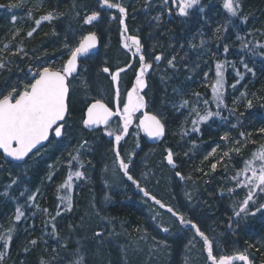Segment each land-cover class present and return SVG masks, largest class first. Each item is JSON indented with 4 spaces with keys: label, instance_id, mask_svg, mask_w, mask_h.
<instances>
[{
    "label": "snow or ice",
    "instance_id": "snow-or-ice-1",
    "mask_svg": "<svg viewBox=\"0 0 264 264\" xmlns=\"http://www.w3.org/2000/svg\"><path fill=\"white\" fill-rule=\"evenodd\" d=\"M162 3L164 7H167L168 15H173V8L176 9L175 15L185 18L191 15L193 9H198L200 13H204L205 11L201 0H162ZM169 4H171V7H168ZM19 6V4H9L7 6L0 5V8L7 7L11 10ZM150 6L151 0H145V7ZM222 8L226 11L228 17H237L242 23H247L249 17L243 13V0H222ZM112 10L115 11L113 12ZM128 14V7L125 6L123 0H96L95 6L86 12L83 17H80L79 12L76 13L82 25L92 26L97 29L101 24H104L106 30H108L113 22H118L121 48L131 53L132 61L123 67H116L113 70L107 65V61L105 60V66L100 68V72L110 78L113 92L110 102L111 106L103 97H86L81 116L76 122L84 130L95 132L102 129L103 135L113 138L112 151L114 153V163L118 165L119 170L123 172V175L127 177L128 181H131L143 193L144 197H148L154 201L160 208H166L167 212L171 213L182 227H190L194 230L195 236L193 239L198 236L202 240L203 249L207 254L206 259L209 264H234V261H241L243 264H253L247 249L243 252H237L234 255H215L214 241L196 223L190 219H185L183 214L176 212L171 206L166 205L160 199H157L156 196L151 195L146 188L140 186V182L130 173V166L133 163L132 158L135 156V152L129 153L127 159H125L120 151L121 141L129 135L130 128L133 126L134 121L137 120L138 123L135 124V127L138 131H142L146 136L153 139L163 138L166 135V117L158 110H149V101L146 99L147 93L145 92L149 88L148 76L154 70V66H158L159 62L163 60L164 55L163 53L151 55L145 52L141 37L138 34H130L126 22ZM63 15V13L57 12L56 9H52L39 18H34L33 13L29 11L28 19L33 20L34 27L27 31L26 36L28 38L33 37L43 22L52 23L60 19ZM163 15L164 12H160L153 19L158 24L162 23L161 18ZM11 23L13 25L17 23V17L15 15L11 16ZM231 23V19H228L226 25H220L215 29L217 39L221 38L219 34H221L222 30L224 32L228 31L227 25ZM20 32L21 29L16 28L13 31L12 39L14 40L19 36ZM52 34L55 36L60 35L55 29H53ZM197 34L202 35L199 32ZM248 35H253V33L250 32ZM236 38L241 41L242 50L247 49L253 55L259 54L264 56V52L257 53L256 51L257 47L264 49V44L257 43L255 46H250L252 42L245 41V38L239 34H237ZM98 42L99 36L97 31H89L87 34H81L70 28L63 35L62 48L66 50L65 54L67 58L60 66L57 67L51 63H41L35 68L30 66L27 72H25V78H21L17 82L7 84L4 88H0V157L3 158V162L0 163V170L3 169L4 164H11L13 161L26 162V158L30 159L40 155V148L44 147L46 142H51L53 138H63L68 134L67 129L70 126L69 120L72 116V109L69 103L72 89L71 81L80 74V59L92 53L97 48ZM204 44L205 41L201 39L199 44L192 43L190 47L198 49L202 48ZM9 48L10 45L5 43L3 49L0 51L9 50ZM154 51L155 49L153 48ZM223 51L224 53H228L229 45L225 44ZM20 53L27 55L23 47H19L17 52L11 54L19 55ZM36 59L39 60L40 58L36 57ZM137 61L138 67H136ZM7 63H10V61L0 59V70L5 69ZM176 63L177 57L175 55L167 60V66L172 70L176 69ZM205 63L207 62L205 61ZM229 64L236 71V76L239 78L231 85L232 88H235L236 84H239L240 80L244 78V73H241L236 68L235 62H229L227 60H217L215 62V79L210 84V87L212 100L216 105V111H212L207 107L209 101L207 99L202 100L201 94L198 92H193L192 95L196 97V105L202 102L205 105L204 109H200L190 100L184 99L182 87L174 88L173 92L175 95L171 98L162 99L161 105L164 106L167 101L176 110L189 108V115L193 117L191 119V133H199L201 131L199 126L202 123L208 122L213 117L227 120L228 117L221 115V109L227 107L224 100L225 70ZM240 64L243 66L245 72L252 73L253 76L255 75L253 69L244 62L243 58H241ZM195 66L199 68L200 65L196 63ZM130 69H135L134 82L131 88L126 91V94H122L120 88L121 74H126ZM208 78L209 73L205 72L204 79L207 81ZM83 83L85 86L88 84L86 80ZM246 95L244 92L241 93L242 97ZM246 106L249 109L252 108L253 101L247 100ZM229 111L234 114L236 109L232 108ZM243 115L244 113H240L237 120L239 121L240 116ZM114 124L116 125L115 127H113ZM232 127L235 128L236 125L233 124ZM259 132L264 134V128H260ZM181 135H189V130L184 129ZM239 136L241 139L235 140L230 139L227 133L221 136L220 139L229 144V149L228 151H224L219 159L210 164V170L212 172L217 170L218 164L224 163L225 158L231 159L233 153L240 154L247 146V142L255 143V141H251V133L242 131L239 133ZM139 146V143H137L136 147ZM192 146L193 148L196 147L195 141H193ZM217 148H219V145L212 148L211 152L204 156V160L207 161L209 157L214 156ZM90 150V141L81 137L73 150L68 153V159L63 161V163L67 164L69 171L67 172L66 178L57 186L56 191L57 193L64 192L63 195H58L57 199L60 201V204L64 205L65 211L70 212L73 209L72 191L74 181L88 179L85 162L81 160V156ZM175 155L172 149H166L164 159L167 165L173 169L178 167L177 161L174 158ZM185 156H188L187 152ZM257 161H259L258 166ZM87 163L91 164V161L89 160ZM243 164L244 167L237 170L236 174L231 177L236 182L237 188L247 189L245 198L239 205V211H236L234 215L241 217L243 213L245 216H255L256 213L264 211V203H259V206L254 211H249L250 205L258 203L259 197L264 195V144H261L259 149L252 153L251 159L244 160ZM48 169L47 179L51 181L56 175L55 165H49ZM198 170L203 171V169ZM249 172L251 175H248ZM174 174L181 181L186 179L180 171H175ZM205 175H208V173H205ZM242 175L244 177L243 180L240 179ZM17 183V179H11L5 191L0 195L9 197V189ZM228 191L233 193L235 192V188L229 189ZM20 195L23 196L25 193L21 192ZM105 199L107 200L109 197H105ZM26 206L29 209L32 207L39 208V205L36 203L35 194H29L26 197ZM40 211L50 217L49 220L44 222L45 227L51 224L52 235H58L55 221L61 215L60 206L57 205L55 215H51L47 208L40 209ZM25 215V208L23 206H17L14 216L10 220L9 227L3 232H0V262L7 255L10 242L13 239L15 224L21 221ZM152 219L156 220V216H153ZM2 227L0 225V228ZM157 227L163 233H169L170 231L168 227H163L162 225H157ZM69 229H73V226L69 225ZM95 235L99 237L101 234L97 232ZM69 243L70 241H65L60 247L67 249ZM157 243L164 248L168 247L166 240H161ZM188 243L191 244L192 241L189 240ZM37 244V239L28 241V244L24 247V251H31ZM52 251L53 255L51 258L45 259L41 256L39 264H61L60 248L53 249ZM66 264H87L86 257L82 254L80 248L71 250V256L67 258Z\"/></svg>",
    "mask_w": 264,
    "mask_h": 264
},
{
    "label": "rangeland",
    "instance_id": "rangeland-1",
    "mask_svg": "<svg viewBox=\"0 0 264 264\" xmlns=\"http://www.w3.org/2000/svg\"><path fill=\"white\" fill-rule=\"evenodd\" d=\"M156 1L158 2V5L156 6L155 2L152 3L153 5L151 6L150 11L148 13H143L141 16L138 15V12L143 10L141 3L142 0H123V3L129 10L128 16L130 22L127 17V24L130 34H138L141 37L146 53L151 55L163 53L164 57L167 58L169 55L173 56L175 52H178L181 49V46L176 45L177 48L174 51L169 52L172 45L169 47H165L162 44L160 45L161 41L155 35H160L161 23L158 24L153 17L160 12H163L164 6L162 0ZM23 2L25 3L26 0ZM38 4L39 0H33L28 5L31 9L33 6L36 7ZM23 6L24 4L21 7ZM71 6L73 12L71 15L68 13L67 15L72 22L68 26L65 25V29L69 31L71 28L72 30L80 33V30H84L86 25H82V22L79 18H77L76 13L79 12L80 17H83L86 12L90 11L95 6V1L73 0ZM22 11L24 12V10ZM112 11L114 12L115 10ZM26 15L27 12L20 14L18 22L13 25L9 20V11L7 9L0 10V35H4V33L13 34V31L16 28L21 29V26L23 25L22 18H25ZM190 18L191 16L187 18H180L174 28L178 31H182L189 25ZM183 19L186 23H182L181 20ZM57 23L59 24V22ZM56 27L57 26L54 25L50 30L53 32V29H55L57 32H60V27ZM217 27L218 25L215 26L214 31ZM88 29L89 31H97L100 35H107V38L103 39L104 45L101 49L100 55L97 57V63H95L94 66L101 67L104 65L106 60L108 66H114L116 68L117 65L125 63L128 60L129 54L126 50L121 48L120 41H118L120 38L118 22H113L108 30H106V26L104 24H101L98 29L93 28L92 26H88L86 31ZM168 29L171 30L173 27H169ZM152 30L154 34L149 33ZM110 34L112 35L111 37ZM53 36L54 38L58 37L53 34H50L49 37ZM39 37L42 38L43 42L47 43L45 34H40ZM176 39V37H173L172 41L175 40L176 42ZM177 41H179V39ZM5 43L7 42L5 41ZM2 44L3 39H0V50L3 49ZM8 44L10 45L9 50L0 51V59L7 56V59L11 60L13 56H16V59L13 57V63L11 64V66L15 68L20 65L26 68H29L30 66L35 68L41 63H53L51 61L56 59L64 61L67 58L65 54L66 50L62 48V44L59 45L60 48L57 46L58 49H54L53 53H50L49 51L44 52L45 50L51 49V46H53L52 44L47 43L46 45L49 47H42L41 44H38L35 49L24 50L27 55H24V53L12 55L11 53L14 51L13 44H11V42ZM112 45H114L113 51H115L113 54L109 52ZM153 48L155 49L154 52ZM256 51L257 53L262 52V48L257 47ZM55 52L57 53L53 55ZM45 53H47V55H45ZM36 57H39L40 59L37 60ZM88 59H84V61ZM162 61H164V59ZM164 64L165 63L161 62V65L152 71L150 79L148 80L156 82L163 90L164 85L171 78V72ZM85 69H87V71H85ZM89 71H92L91 65L89 62H86L79 70L80 74L71 81L72 89L69 99L70 104L72 100L75 99V94L77 95V102L80 105H83L86 97H91L92 93L96 94L97 98L103 97L105 101L107 100V102L110 103L112 97L106 93V88L102 83H98L96 86H90L89 83L85 86L83 83L85 80L88 82L90 75ZM3 72H6V68L3 69ZM229 76L230 74L228 73L226 76L225 72L226 82ZM24 77V75H20L18 77L14 76L13 82H17ZM213 77L215 79V71L213 72ZM236 80L237 79L235 78L232 84H234ZM13 82H8L7 84H11ZM226 82L225 90L227 88ZM5 86L0 88H4ZM100 89H102L103 92H100ZM228 89L230 90V93L233 94V98L231 100L232 105L241 100V93L244 92L243 88L237 92H234L231 86H228ZM191 96L192 94H190V97ZM152 100L153 97L151 94L148 99L149 110L156 111L158 109L153 105ZM210 100L213 102V106L216 107L215 102L212 100V95H210ZM193 104H196V100ZM189 112L190 109L188 108L185 117L178 125V128L181 131L179 134H176V138L178 140L185 138V136L181 135L184 129H188L189 133L192 134L190 131L191 119L189 117H191V115H189ZM189 119L190 122H188ZM77 120L78 118L74 119L71 117L69 120L70 126L67 129L68 134L63 138L51 139V142H48L45 147L40 149V155L34 156L30 159L27 158L26 162L18 166L4 164L3 169L0 170V193L5 191V184L9 182V180L17 179L18 183L12 188V194L16 191L25 192L27 197L28 191L30 190L31 194L36 195V203L47 205V209H49L50 214L55 215L57 205L60 204L57 196L64 194V192L57 193L56 189L57 186L66 178L67 172L69 171L67 164L63 163V161L68 159V153L73 150L81 137L90 141L91 150L85 152V154L81 156V160L85 162L88 179L83 181H74L72 191L73 209L70 212H62L61 218H56L55 221L58 235L54 236V239L59 242V246L55 249L60 248V256L62 258L61 264H66V260L71 256V250L74 248L81 249L82 254L86 257V261H89V259L93 257L94 261L96 260V264L99 259H101L99 252H103L102 255L104 254L106 256L103 264H128L130 263V260L133 264H209L206 259L207 254L203 249L202 240L198 236L193 239L195 236L194 230L190 227H182L178 220L173 217L171 213L167 212L166 208H160V206L155 204L154 201L148 197H144L143 193L140 192V190L133 185L131 181H128L127 177L123 175V172L119 170L118 165L114 163V153L112 148H109V144L107 143H110V140H105L108 136L103 135V132L100 130L89 133L86 132L82 129L81 125L76 122ZM225 133L231 137V133L227 128L224 129L221 136ZM255 133L260 134V132ZM134 136L135 133H133L131 138L133 139ZM173 136L175 135L170 134L168 131L166 132V136L161 144L147 147L145 145L144 148H142V146L136 147V144L138 143V139L136 137L133 140V145H128L127 147L122 148L124 153H122L120 149L121 154L125 157V159H127L129 153L135 152V156L132 158L133 163L130 166V173L140 182V186L146 188L151 195L156 196L157 199H160L166 205L171 206L176 212L183 214L185 219H190L196 223L200 229L214 241L215 255H234L237 252L245 251V249H247L248 253L251 255L256 253V251L264 255V245L255 247L251 242L245 241L244 238L243 240L242 238L239 239L242 232L247 227V222L244 220L240 222L235 219L234 222L231 223V226H226L223 230L203 223L205 222V219L202 218V212L206 211L204 206L207 204V195H204L203 197L201 191L199 190V185L205 186L206 180L203 179L201 182L193 179L192 176L186 172L185 165L178 164V167L172 170L164 163V155L166 153V149H170L169 143L172 141ZM230 139H241V137L234 136ZM261 143L264 144V142ZM177 144L180 145V143ZM259 145L260 143H258L257 146ZM58 147H61V149L56 152L55 150ZM214 147H216V145H213L210 150L204 154V156L211 152ZM228 149L229 147L225 151H228ZM247 149L248 147H245L240 154L233 153L231 159L225 158L224 163L218 164L217 170L215 171L216 174L220 173V178L226 177L223 175H230L231 177L234 176L236 169L242 165V161L249 157L251 152L256 149V143H254V148ZM173 152L176 154V150H173ZM223 152L217 149L216 155L209 157V159H212L210 160L211 163L219 159ZM241 155L242 157L240 160H236ZM204 156L201 158V165L207 164V161L204 160ZM89 160L91 161V164L87 163ZM175 160L177 161V159ZM2 162L3 158L0 157V163ZM49 165H55L57 174L51 181L47 179ZM225 165H227V167H225ZM36 167H40L42 169L41 174L37 178H34L31 183H28L29 179H32L31 177L29 178V176H32L30 173ZM228 167L230 168L222 171L223 168ZM175 171L182 172L186 179L181 181L175 176ZM9 173H11V175H9ZM225 179L228 181L227 178ZM125 182L129 184L131 189L128 188ZM29 184H31V188L28 187ZM37 190L39 191L37 192ZM118 195H120L121 200L123 198H129L131 200L132 198V201L138 204V208L142 209L140 212L142 215V225L140 227L137 225L127 227L126 223H117L115 220L108 217L106 209L113 204V198ZM105 197H109V199L106 200ZM15 199H19V195H17ZM22 201L26 202V198ZM24 208L26 209L27 206H24ZM14 213L15 210L11 208L3 215L0 220L1 225L3 226L0 228V232H3L9 227L10 220L14 216ZM153 216H156V220L152 219ZM19 222L23 225V223H25L24 218L22 217ZM19 222L15 224V231L17 229L16 227L20 226V224H18ZM178 224L181 227L180 229L178 228ZM69 225H72L73 229L70 230ZM157 225L168 227L170 230L169 233H163ZM31 228L32 224L30 223V225H28V229L30 230ZM49 228L52 233L51 224H49ZM30 232L31 231H29L27 236L22 239V243L27 240ZM97 232L101 234L99 237L95 235ZM226 232H232L234 236L239 239V243L238 240L234 242L235 246H232L230 254H227V252L222 248V246H224V235ZM90 237H93L94 245H87L89 243H86V240ZM161 240L167 241V248L158 245L157 242ZM189 240L192 241L191 244L188 243ZM65 241H70L67 249L60 247V245H62ZM107 248L109 250L108 252L105 251ZM10 253L11 252L7 254V257L10 256ZM111 257L112 259H110ZM250 259L252 260L251 257ZM2 262L0 264H2ZM234 264H243V262L234 261Z\"/></svg>",
    "mask_w": 264,
    "mask_h": 264
},
{
    "label": "trees",
    "instance_id": "trees-1",
    "mask_svg": "<svg viewBox=\"0 0 264 264\" xmlns=\"http://www.w3.org/2000/svg\"><path fill=\"white\" fill-rule=\"evenodd\" d=\"M23 1L25 0H0V5H20L19 7L11 10H9L7 7L0 8V10L7 9L9 11L10 22L12 15H15L17 17L18 22L19 15L27 12L26 17L22 18L23 25L21 26V32L19 36H17L13 40L12 33H4V35H0V39H3L2 47H4L5 41L7 43L11 42V44H13L14 50L12 52L14 53L17 52V49L19 47H23L24 50H30L35 49L38 44H41L42 47H49L46 45L48 43L52 44L53 46H51V49L45 50L44 52L49 51L50 53H53V50L58 49L57 46L62 44L63 35L65 32H67V30L65 29V25L68 26L72 22L67 13L71 15V13L73 12L71 6L73 0H39V4L36 7L33 6L31 9L29 8L28 4L33 0H26L25 3ZM94 1L96 2V0ZM154 2L157 6L158 2L153 0H151V6ZM141 3L143 10L138 12V15L140 16L143 13H148L151 9V6L145 7V0H142ZM23 4L24 6L21 7ZM201 4L205 8L204 13H200L198 9H193V12L190 15L191 18L189 20V25L185 29H183L182 31H178L174 28L175 24H173L170 25L171 27H173V29H169L168 33L161 34V36L159 34L155 35L160 39V45L162 44L165 47H169L172 45L169 52L174 51L177 48L176 45H180L181 49L174 54L177 57L175 70L168 68L166 63V61L172 57L171 55H169L167 58L164 57V61H161L162 63H165L164 65L171 72V78L164 85V90L161 89V87H154L151 85L148 91L149 94L156 95L157 98L155 100V106L166 117V132L169 131L170 134L175 135L173 136L172 141L169 143V148L172 150H176L175 159L180 161L182 165H185L186 172L189 173L193 179L197 181L199 180L201 182L203 181V179L206 180L205 186L199 185V190L201 191L203 197L204 195H207V204L206 206H204L206 211L202 212V218L205 219V222L203 223L223 230L226 226H230L235 219L240 222L244 220L245 222H247V227L242 232V235L241 237H239V239L242 238L243 240L244 238L245 241L251 242L253 246L259 247L264 245V211L256 213L255 216H245L243 213L241 214V217L243 218L235 216L234 213L236 211H239V205L245 198L247 189L237 188L236 182L231 179L230 175H223L226 177L220 178V173L216 174V172H212L209 168V165L211 163L210 160L212 159L207 160L206 165H201V158L208 150H210L213 145H219V148L217 149L221 152L225 151L229 147L227 146L229 145L228 143L220 139L221 133L225 128L230 131V138L234 136L240 137L239 133L242 131L251 133V141H255L256 149L252 151L251 155L244 160L251 159L252 153L259 149L260 145L263 144L261 142H264V134L255 133L259 132L260 128H264V56H261L259 54L253 55L247 49L242 50L241 41H238L236 38L237 34H239L240 36L245 38V41L252 42V45L250 46H255L257 43L264 44V0H243V13L245 15H248L249 17L246 24L242 23L241 20L237 17H228L226 11L222 8V0H201ZM52 9H56L57 12L63 13L64 15L60 19L53 21L52 23L43 22L40 28L37 29V32L34 33L33 37L28 38L26 36L27 31L34 27L33 20L28 19V12L31 11L34 18H39L41 15L46 14V12L51 11ZM22 10H24V12ZM161 19L163 21L161 23L162 29L165 21V16L163 15ZM228 19H231L232 21L230 25H227L228 31L224 32L222 30L221 34H219L221 38L217 39V34H215L214 31L215 26L226 25ZM57 22H59L60 25ZM183 23H186V21L184 20ZM54 25L57 26L56 28L60 27V32H58L60 35L56 38H54V36L49 37L50 34H52V31L50 29ZM87 27L88 26L86 25V28L84 30H80V33H87L89 31V29L86 31ZM198 32L202 33V35H198ZM250 32L253 33V35H248V33ZM46 33L47 35H45V37L47 43L43 42L42 38L39 37L40 34L43 35ZM149 33L154 34L153 30ZM97 34L100 35L99 33ZM101 36H103V34H101ZM104 36L106 37L107 35L105 34ZM111 36L112 35L110 34V37ZM173 37L177 38L176 42L175 40L172 41ZM178 39L179 41H177ZM201 39L205 41V44L202 48L193 49L190 47V44L192 43L199 44ZM101 41L103 42V37H101ZM225 44L229 45L228 53H224L223 51V46ZM113 46L114 45L111 46V49L109 51L112 54L115 52L113 51ZM57 52H55L53 55H55ZM262 52H264V49H262ZM13 57H15V59L17 58L16 56ZM13 57L11 58V60L7 59V56H4L3 58L5 61H10V63H7L6 72H3V69L0 71V87L5 86L8 82H13L14 76H25V72H27V70L29 69L21 65L17 66L16 68L11 66V64L13 63ZM241 58H243L244 62L253 69V71L255 72L254 76L252 75V73L244 72L245 70L240 64ZM96 60L97 57L89 59L91 69H94L93 66L95 63H97ZM217 60H227L229 62H235L236 68H238L241 73L244 72V78L240 80L239 84H236V87L233 88V91L237 92L243 88L244 93H246L247 95L243 97L241 96V100L232 105L231 100L233 98V94L230 93L228 86L232 85V82L235 78H239L236 76V71L229 64L228 66H226L225 70L226 76L228 75V73L230 74L227 82L225 80L227 88L225 90L224 100L227 107L221 109V115L223 117H228V119L224 120L219 117H213L208 122L202 123L199 126L201 129L199 133H189V135L185 136V138L178 140L176 138V134H179L181 132L178 128V125L185 117L188 108L176 110L170 103H167V101L165 105L162 106L161 100L173 97L175 95L173 89L182 87L184 91V99H188L192 103H194L196 97H194L193 95L190 97V94H192L193 92H198L201 94L202 100L207 99L209 101L207 107H209L212 111H216V107L213 106L214 104L210 100V84L214 79L213 72L215 71V62ZM205 61L207 63H205ZM51 62H53L51 64L58 67L63 63V60L56 59ZM196 63H199V68H196ZM205 72L209 73V78L207 81L204 79ZM89 73L90 75L88 83L92 78V74L90 71ZM94 73L98 74L99 72L97 71V73ZM95 74L93 75L95 76ZM98 76L102 79L100 82H104V79L99 74ZM89 85L93 86L90 83ZM74 96L75 99H73L71 102L72 106L70 104L72 109L71 117L74 119H79L81 116L83 105H80L77 102V95L75 94ZM247 100L253 101V107L250 109L246 106ZM196 106H198L200 109L205 108V105L202 102ZM232 108L236 109V112L234 114L229 111V109ZM240 113H244V115L240 116L238 121L237 117ZM189 118L192 119L193 117L191 116ZM190 119L188 120V122H190ZM233 124L236 125L235 128L231 127ZM193 141H195L196 144V147L194 148L192 146ZM177 143H180V145H178ZM258 143H260L259 146H257ZM247 147L248 149L254 148V143L247 142L246 148ZM60 149L61 147H58L55 151L58 152ZM190 149L191 151H189ZM186 152L188 153V156H185ZM241 157L242 155L239 156L236 160H240ZM258 164L259 161H257V166ZM229 168L230 167L223 168L222 171ZM40 169V167H36L33 171H31L30 175L32 176H29V178L31 177L32 179H29L28 183H31L34 178H37L41 174L42 169ZM198 169H203V171H199ZM239 169H242L241 165L238 167V169H236V171ZM205 173H208V175H205ZM248 175H251V173L249 172ZM225 178H227L228 181H226ZM240 179H244L243 175L240 177ZM10 181L11 180H9V182L5 184V188L10 183ZM14 186L15 185H13L12 188ZM127 186L128 188H130L128 184ZM28 187L31 188V184H29ZM12 188L9 189V197L0 195V220L9 209L12 208L13 210H15L17 206H26V202L22 201L26 198V194L21 196V192L19 191H16L17 193L14 192L12 194ZM233 188H235V192L230 193L228 190ZM2 193L3 191L0 194ZM29 194H31L30 190L28 191V195ZM17 195H19V199H15ZM113 199V204L106 209V214L110 219L115 220L117 223H126L127 227L136 225L140 227L142 225V215L140 214L142 209L138 208V204L136 202L134 203L132 201V198L131 200L129 198H123L121 200L120 195H118ZM259 203H264V195L259 197L258 203L250 205L249 211H254L255 208L259 206ZM38 205L39 208L32 207L30 209H25L26 215L25 217H23L25 223H23V225H21V222L18 223L20 224V226L16 227L17 229L13 233V239L10 242V247L7 251V254L11 252L10 256L7 257V255H5L3 260L4 262H2V264H39L41 256H43L45 259H50L53 255L52 250L59 246V242L55 241L54 235H52V233L50 232L49 225L45 227L44 222L49 220L50 217L44 215L40 211V209L47 208V205L42 203H38ZM59 206L61 213L64 212V205L59 204ZM33 213H35V215H33ZM66 216L68 215L66 214ZM57 218H61V215ZM30 223L32 224V228L29 230L28 225H30ZM29 231L31 232L28 235L27 240L22 243V239L27 236V233ZM230 233H225V241L223 240L224 246H222L227 254H230L232 246H235L234 242L238 240L239 243V239L236 238V236H234L232 232ZM32 239H37L38 244L34 248H32L31 251L25 252L24 247L28 244V241ZM87 242L89 243L87 245H94L93 237L87 239L86 243ZM105 251L108 252V248ZM102 253L99 252V254L101 255V259H99L97 264H103L106 258L104 254L102 255ZM249 256L252 258L253 264H264V255L260 254L258 251H256V253H254L253 255L249 254ZM110 259H112V257ZM95 261L92 257L91 259H89V261H87V264H96ZM130 263H132L131 260Z\"/></svg>",
    "mask_w": 264,
    "mask_h": 264
},
{
    "label": "flooded vegetation",
    "instance_id": "flooded-vegetation-1",
    "mask_svg": "<svg viewBox=\"0 0 264 264\" xmlns=\"http://www.w3.org/2000/svg\"><path fill=\"white\" fill-rule=\"evenodd\" d=\"M169 7V6H168ZM166 10H168L167 9V7L165 8V12H166ZM172 11H173V15H172V18H170L167 22L166 21H164V24H163V27H162V29H161V32H160V36H161V34H165V33H168L169 32V27H171L170 25H173V24H176L177 23V21H178V18H176V15H175V12H176V9H172ZM164 16H165V13H164ZM184 21H182V23H183ZM99 36V48H98V54L95 56V55H93V56H88V57H86V58H84V59H88V58H93V57H98L99 55H100V53H101V48L103 47V45H104V41L102 42L101 41V37H103V39L104 38H106L104 35L103 36H101V35H98ZM118 41H120V38H119V40ZM128 53V52H127ZM129 54V58H128V60L125 62V63H121V64H119V65H117V67H123L125 64H127V63H129V62H132L131 61V53H128ZM84 59H81L80 60V69H81V67L84 65V63H86V62H89V59L88 60H85L84 61ZM81 61H83V62H81ZM108 65V64H107ZM161 65V61L159 62V64H158V66H154V69L155 68H157V67H159ZM103 66H105V65H103ZM103 66H101V67H103ZM101 67H98V66H94V69H91L92 71H91V76H92V78H91V80H90V84H92L93 86H96L98 83H101L100 81L102 80L99 76H98V74L104 79L103 81L104 82H102V83H104L103 84V86L106 88V93L110 96V97H112V95H113V92H112V85L110 84V78L106 75V74H104V73H102V72H99L100 70V68ZM136 67H138V61L136 62ZM113 70L115 69V67L114 66H112L111 67ZM79 69V70H80ZM97 71L99 72L98 74H95L94 72H96L97 73ZM134 71H135V69H130L126 74H121V81H120V88H121V93L122 94H126V91L128 90V89H130L131 88V86H132V84H133V82H134ZM93 74H95V76L93 75ZM151 74H152V72H151ZM150 74V75H151ZM150 75L148 76V80L150 79ZM94 76V77H93ZM148 84H149V88L151 87V85L152 86H154V87H159L158 86V84L156 83V82H152V81H148ZM149 88L148 89H146L145 90V92L147 93V96H146V99L148 100L149 98H150V95L151 94H149ZM101 91L100 92H103V90L102 89H100ZM91 97H96L97 98V95L96 94H94V93H92V95H91ZM152 97H153V100H152V102H153V105L155 106L156 105V102H155V100H156V95L154 94V95H152ZM106 102H107V100H106ZM110 106H111V103H110ZM137 115H139V114H137ZM136 123H138V120L137 121H134V124H133V126L130 128V130H129V135L128 136H126L125 138H124V140H122L121 141V144H120V149H121V151H122V153H124V151L122 150V148H125V147H127L128 145H133V140L137 137V139H138V143H139V145L140 146H142V148H144V146L146 145V147L147 146H150L149 144H147L146 143V141L144 140V138H143V136L140 134V131H138V129L135 127V124ZM116 125L114 124V126L113 127H115ZM86 131V130H85ZM97 131H99V130H97ZM100 131H102V129L100 130ZM86 132H88V131H86ZM89 133V132H88ZM133 133H135V136H134V138L132 139L131 137L133 136ZM105 140H110V143L109 142H107L108 144H109V148H112V144L114 143V141H113V138H111V137H108V138H105ZM156 145H158V144H156ZM141 148V149H142ZM166 154V153H165ZM177 164H181L180 163V161H178L177 160ZM11 165H13V164H11ZM241 167L243 168L244 167V164H243V162H242V165H241ZM126 184H128L127 182H125ZM129 185V184H128ZM130 187V186H129ZM129 189H131V187L129 188ZM179 225V224H178ZM179 229L181 228L180 227V225H179V227H178Z\"/></svg>",
    "mask_w": 264,
    "mask_h": 264
},
{
    "label": "water",
    "instance_id": "water-1",
    "mask_svg": "<svg viewBox=\"0 0 264 264\" xmlns=\"http://www.w3.org/2000/svg\"><path fill=\"white\" fill-rule=\"evenodd\" d=\"M169 18H171V15H168L167 14V16H166V20H168ZM98 48H99V43H98V46H97V48L96 49H94L93 51H92V53H90L88 56H93V55H95V54H97V52H98ZM87 56V57H88ZM83 58H86V57H83ZM83 58H81V59H83ZM86 131H88V130H86ZM88 132H91V131H88ZM140 134L143 136V138H144V140L146 141V143L147 144H149V145H156V144H158V143H160L163 139H164V137L163 138H160V139H153V138H150V137H148V136H146L142 131H140ZM47 143V142H46ZM165 157V156H164ZM27 159V158H26ZM13 163H16V164H22L23 162H16V161H13ZM164 163L167 165V162H166V160L164 159ZM170 169H173L171 166H169V165H167Z\"/></svg>",
    "mask_w": 264,
    "mask_h": 264
}]
</instances>
